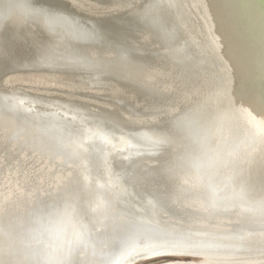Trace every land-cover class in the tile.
Masks as SVG:
<instances>
[{"label": "bare ground", "instance_id": "bare-ground-1", "mask_svg": "<svg viewBox=\"0 0 264 264\" xmlns=\"http://www.w3.org/2000/svg\"><path fill=\"white\" fill-rule=\"evenodd\" d=\"M74 1L0 0V264H264V0Z\"/></svg>", "mask_w": 264, "mask_h": 264}, {"label": "water", "instance_id": "water-1", "mask_svg": "<svg viewBox=\"0 0 264 264\" xmlns=\"http://www.w3.org/2000/svg\"><path fill=\"white\" fill-rule=\"evenodd\" d=\"M57 1L69 5V7L72 8V9H74V10H76L75 8H73V6L75 5L74 4L75 2H76V4H78V3L81 4V5L84 4L83 1L82 2L81 1H74V0H57ZM77 7H78V10L77 11L79 13H83V15H93V14L95 15L96 12L99 13V11H104L105 10V9L99 10L98 7L94 6L92 9L88 10V11H92V13H89V12L85 11L84 8H82L80 5H77ZM80 8L83 9V10H81ZM106 9H107V11L109 10V8H106Z\"/></svg>", "mask_w": 264, "mask_h": 264}, {"label": "rangeland", "instance_id": "rangeland-1", "mask_svg": "<svg viewBox=\"0 0 264 264\" xmlns=\"http://www.w3.org/2000/svg\"><path fill=\"white\" fill-rule=\"evenodd\" d=\"M191 259L189 256H170V255H162V257H158V258H155V259H150V260H147V261H142V262H135L134 264H156V263H161V262H165L167 260H170V259Z\"/></svg>", "mask_w": 264, "mask_h": 264}]
</instances>
